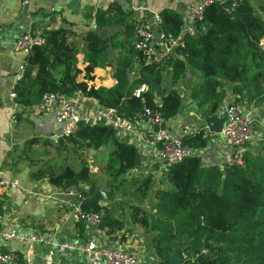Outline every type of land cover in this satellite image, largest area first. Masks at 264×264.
Wrapping results in <instances>:
<instances>
[{
    "label": "trees",
    "instance_id": "trees-1",
    "mask_svg": "<svg viewBox=\"0 0 264 264\" xmlns=\"http://www.w3.org/2000/svg\"><path fill=\"white\" fill-rule=\"evenodd\" d=\"M159 14L161 31L183 42L163 63L148 61L147 55L135 48L140 22L131 20L119 2L96 11L89 8L86 16H93L97 27L114 32L109 36V46L105 45L108 35L100 30L82 35L86 48L83 80H79L83 70L78 67L77 34L64 27H44L39 33L37 24L33 25L31 32L39 33L45 42L34 45L25 58L26 71L15 88L16 102L27 109L48 92H79L101 106L116 107L126 119L134 120L150 108L171 123L185 103L186 93L181 94V84H185L187 96L202 118L221 114L228 89L235 103L264 106V50L259 46L264 37V18L255 0H240L231 13L219 2L208 5L194 34L182 37L183 15L170 8ZM117 26L124 28L125 39ZM109 50L115 53L113 59L108 56ZM106 66H111L116 84H91L95 69ZM142 84L148 89L137 97L135 91ZM22 115L17 112L14 118ZM206 132L203 126L183 136L193 155L169 165L158 185L153 172L142 177L133 174L142 164L139 148L103 122H82L73 136L43 139L47 146L64 145V157L58 153L52 162H40L32 155L40 137L28 139L11 165L24 160L30 180L47 179L63 191L74 188L78 197L69 198L82 200L91 197L100 182L86 151L110 148L108 159L99 168L108 177L105 189L113 196L121 195L123 204L129 193L137 199L151 196L149 211L128 204V222L145 230L156 264H172L175 254L181 256V264H264V144L247 149L239 166L207 165L201 154L209 143ZM71 153L74 156L69 160ZM104 211L99 228L108 236L115 238L120 231H133L115 213L112 203ZM82 223L78 221V227L85 237Z\"/></svg>",
    "mask_w": 264,
    "mask_h": 264
},
{
    "label": "crops",
    "instance_id": "crops-1",
    "mask_svg": "<svg viewBox=\"0 0 264 264\" xmlns=\"http://www.w3.org/2000/svg\"><path fill=\"white\" fill-rule=\"evenodd\" d=\"M200 0H0V179L7 178L17 180L18 188L11 189L0 185V215L2 216L3 227L16 229L18 232L48 236L60 241H78L81 243H93L99 246H111L115 235L108 236L98 226H93L85 222L82 226L85 229V237L80 235L81 229L78 221L72 218L65 222L64 217L69 214L78 204L76 199L67 198L63 190L51 185L47 179L40 181L30 180L29 167H22L21 164L11 165L14 156L18 155L13 151V146L18 145L22 154V143L29 139V133L40 129L53 127V114L41 115L36 121L31 117L22 115L20 119L14 118L15 112H20L9 93L15 81L19 65L25 60L23 53L15 52L12 48L15 39L25 32L31 31L33 25L37 24L40 33L44 27L55 29L64 27L73 30L77 36L74 40L77 43L79 52L77 54L78 67L83 70L79 80L84 79V68L86 62L85 43L82 35L90 30L96 29L94 17H87V10L105 9L113 2H119L123 10L130 14V19L136 23L147 21L154 24L155 40L159 43L158 28L156 26L155 15L162 10L170 8L178 11L183 17L187 15L190 8ZM260 4L259 11L264 18V0H255ZM23 11V13H22ZM122 32V39H125L124 28L117 26ZM110 39L113 30L110 28H100ZM110 41V40H109ZM109 58H114L112 50ZM95 79L91 84L96 87H112L116 84L113 77L111 66L97 67L94 71ZM192 78L189 77L188 80ZM196 79V77H194ZM186 93V95H185ZM181 94L185 95V103L182 110L170 123V131L180 134L185 128L196 131L201 127L206 128L204 118L200 117L195 104L188 95V86L181 84ZM87 104L97 105V101L87 100ZM234 101V94L230 89L227 90L225 106L219 115H225V107ZM243 105V104H242ZM245 108L254 106L244 105ZM257 113H253V126L259 135L264 137V130L260 123L264 120V106L255 107ZM34 124V126H33ZM145 133H150L153 126L148 124L143 129ZM209 135V143L205 150L201 152L204 162L207 165H220L227 153L232 150L230 144L224 140L220 134L211 132L208 126L206 129ZM128 138V137H127ZM264 144L260 137L251 147H259ZM142 164L140 170L134 171V175L142 177L149 172L155 176L164 172L165 163L160 160L152 147L142 145L139 147ZM110 151V148H100L93 153L90 164L95 165L97 160ZM95 155L97 157H95ZM20 162V161H19ZM101 198L98 199L99 205L104 210L105 206L113 204L116 214L121 216L130 227L132 232L120 231L116 236L124 234L123 244L136 251L141 264H156L157 257L152 245L149 243L148 235L140 225H132L128 222L130 209L128 204L141 205L151 209V196L146 199L130 197L128 201L121 200V195L115 196L118 200H112L113 195L105 188H99ZM8 248L24 250V244L18 241L7 243ZM34 259L36 264H88L86 255L83 253H65L54 246L37 243L34 247Z\"/></svg>",
    "mask_w": 264,
    "mask_h": 264
},
{
    "label": "built area",
    "instance_id": "built-area-1",
    "mask_svg": "<svg viewBox=\"0 0 264 264\" xmlns=\"http://www.w3.org/2000/svg\"><path fill=\"white\" fill-rule=\"evenodd\" d=\"M217 2L228 13H231L240 5V0H200L183 17L184 24L181 37L185 34L193 35L195 25L203 19L205 8ZM155 20L159 30L158 39L160 45L155 40L154 24L141 21L137 25L135 48L144 52L148 57V61L163 63L174 53L175 48L183 42L180 37H174L161 31L159 28L160 14L155 15ZM44 42L45 39L39 33L33 34L28 31L15 39L12 48L15 52L23 53L27 56L34 45H42ZM259 46L264 50V37L261 38ZM25 71L26 60L19 65L9 96L15 101L16 106L20 108V112L25 116L31 117L34 121L41 115L53 114V127L39 130V133L46 138L57 140L58 138L73 136L82 122L89 124L103 122L117 130L119 135L128 137V141L138 148L142 145L152 147L160 160L165 163L164 171L172 163L181 161L194 153L193 149L183 143V136L188 134L190 129L185 128L180 134L172 133L170 129L145 133L143 129L146 125L150 124L153 126L165 121L159 112L154 114L150 108H145L144 112L138 113L134 120H130L122 117L116 107H105L98 103L97 105H89L87 100H91V98L84 97L79 92L69 95L62 91L48 92L39 103L27 109L22 108L16 102L17 94L15 88L17 83L23 78ZM147 89L148 86L142 84L136 89L135 95L139 97ZM257 112L258 109L255 107L245 108L244 105L235 102L226 105L225 122L220 136L230 144L232 150L227 153L219 166H239L243 164L244 154L248 146L262 137V134L259 135L253 126L252 115ZM167 124L170 125L168 122ZM260 125L264 130V120ZM206 129H208V126H206ZM204 137H208V132L204 134ZM0 185L15 189L18 188L19 182L1 178ZM63 193L67 198L78 197V192L74 188L63 191ZM72 218L76 221L99 227L103 214L93 210H83L80 207V203H78L63 220L68 222ZM10 241H18L24 244V250L9 249L7 243ZM37 243L54 246L65 253H83L86 255L88 264H141L136 251L124 245L123 239L119 236L114 238L111 246H99L78 241H60L48 236L27 234L18 232L16 229L3 227L2 216L0 215V264H36L34 247Z\"/></svg>",
    "mask_w": 264,
    "mask_h": 264
},
{
    "label": "rangeland",
    "instance_id": "rangeland-1",
    "mask_svg": "<svg viewBox=\"0 0 264 264\" xmlns=\"http://www.w3.org/2000/svg\"><path fill=\"white\" fill-rule=\"evenodd\" d=\"M258 5L260 6V4H258ZM33 126H34V124H33ZM36 136L40 137L41 140H40V143L35 144L32 147V149H33L32 155L34 156V158L40 159V162L48 161V160L52 159V160L49 161V162H52L53 158H55L58 153H60L62 155V157H64V154H65L64 148H63L64 145H62L60 143H57V145H54V146H47V145L43 144V139L46 138L44 135H41L36 130H32L29 133V139L34 138ZM25 141L22 143L23 148H25V146H24ZM80 152L81 151H78L76 155H78ZM86 154H87V156H88L87 158L89 160L93 156V154H91L90 151L89 152L86 151ZM108 154H109V152H107L106 154H104L102 156V158H103V160H105V162L108 159ZM72 156H74L73 153L69 154L68 159L71 160ZM69 160H67V162H69ZM96 162L97 163L95 165H93V163H92L91 169L100 179V182L98 184V189L99 188H106L105 187V182L108 180V177L106 176V174H104V173L99 171V168L101 166H103L105 163L102 161V159H99ZM19 164H21L22 167H28V163L26 161H24V160H20ZM128 197H130V196L127 195V196H125L124 199H126V201H128L127 200ZM112 200L113 201L116 200V202L118 201L115 196H113V198H111V201ZM180 258H181V256H180Z\"/></svg>",
    "mask_w": 264,
    "mask_h": 264
},
{
    "label": "water",
    "instance_id": "water-1",
    "mask_svg": "<svg viewBox=\"0 0 264 264\" xmlns=\"http://www.w3.org/2000/svg\"><path fill=\"white\" fill-rule=\"evenodd\" d=\"M23 13V11H22ZM96 30L99 31L100 28L96 27ZM105 45L109 46V38L106 37L105 38ZM108 55H111V51H108ZM155 87H157L155 84H153ZM157 89L159 90V87H157ZM205 123L207 126H209V129L211 132H215L220 134L223 124L225 122V115H215V116H205L204 117ZM170 126L167 124L166 121L162 122L161 124H154L153 125V130L155 132H158L159 130H169ZM13 151L15 153H17L18 155H21V150L19 149L18 145L13 146ZM91 154L96 152V149H91ZM167 163V162H166ZM156 181L157 184H159L160 182V175L156 176ZM101 198V192L96 191L91 197L85 198L82 201H77L78 203H80V207L83 210H93L96 212H101L102 214H105V211L102 209V207L99 205L98 203V199ZM171 263L172 264H181V258L180 255L175 254L173 255V257L171 258Z\"/></svg>",
    "mask_w": 264,
    "mask_h": 264
}]
</instances>
